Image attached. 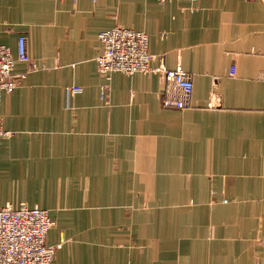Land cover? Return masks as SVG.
<instances>
[{
	"label": "crops",
	"instance_id": "1",
	"mask_svg": "<svg viewBox=\"0 0 264 264\" xmlns=\"http://www.w3.org/2000/svg\"><path fill=\"white\" fill-rule=\"evenodd\" d=\"M0 26V209L49 213L53 264H264V0H0ZM118 26L192 76L190 108L160 73L100 77Z\"/></svg>",
	"mask_w": 264,
	"mask_h": 264
},
{
	"label": "built area",
	"instance_id": "2",
	"mask_svg": "<svg viewBox=\"0 0 264 264\" xmlns=\"http://www.w3.org/2000/svg\"><path fill=\"white\" fill-rule=\"evenodd\" d=\"M74 1V0H64ZM159 3L171 1L197 0H156ZM1 34V26H0ZM100 47L97 58L98 73L109 84L115 73L132 77L137 74L153 75L160 73L165 88L159 94L163 108L185 110L191 107L194 91L192 76L181 67L168 70L163 67L154 70L150 63L155 59L149 53V38L143 32L116 27L98 36ZM18 61L31 64L27 51V40L20 37L18 42ZM10 50L0 45V106L3 94L12 93L19 85L12 73L16 66ZM233 73L235 70L233 69ZM23 78V77H22ZM264 80V74L262 76ZM79 88H69L68 94H75ZM11 134L3 129L0 115V138ZM47 211L21 206L18 210L11 207L0 209V264H53L61 246L50 247L46 244L49 231L54 226ZM264 250V239L262 240Z\"/></svg>",
	"mask_w": 264,
	"mask_h": 264
},
{
	"label": "rangeland",
	"instance_id": "3",
	"mask_svg": "<svg viewBox=\"0 0 264 264\" xmlns=\"http://www.w3.org/2000/svg\"><path fill=\"white\" fill-rule=\"evenodd\" d=\"M10 136V135H9ZM8 137V136H7Z\"/></svg>",
	"mask_w": 264,
	"mask_h": 264
}]
</instances>
